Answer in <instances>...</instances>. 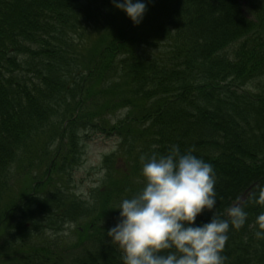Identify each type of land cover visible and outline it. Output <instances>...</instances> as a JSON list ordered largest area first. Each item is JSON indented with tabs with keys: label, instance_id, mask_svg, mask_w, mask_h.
Segmentation results:
<instances>
[{
	"label": "trees",
	"instance_id": "trees-1",
	"mask_svg": "<svg viewBox=\"0 0 264 264\" xmlns=\"http://www.w3.org/2000/svg\"><path fill=\"white\" fill-rule=\"evenodd\" d=\"M145 2L134 26L111 0H0V264H123L112 208L145 186L141 156L173 145L215 171L195 225L247 214L224 264H264V0ZM89 131L119 144L87 200L69 180ZM32 167L42 176L14 193Z\"/></svg>",
	"mask_w": 264,
	"mask_h": 264
},
{
	"label": "clouds",
	"instance_id": "clouds-1",
	"mask_svg": "<svg viewBox=\"0 0 264 264\" xmlns=\"http://www.w3.org/2000/svg\"><path fill=\"white\" fill-rule=\"evenodd\" d=\"M111 3L134 26L147 11L145 0ZM140 159L145 186L112 208L119 209V216L107 230L110 241L122 251L123 264H224L221 252L230 224L238 229L247 214L233 206L230 220L217 218L213 212L208 222L194 224L198 214L216 206L213 166L190 151L181 153L176 145L167 155Z\"/></svg>",
	"mask_w": 264,
	"mask_h": 264
},
{
	"label": "rangeland",
	"instance_id": "rangeland-1",
	"mask_svg": "<svg viewBox=\"0 0 264 264\" xmlns=\"http://www.w3.org/2000/svg\"><path fill=\"white\" fill-rule=\"evenodd\" d=\"M123 114H118V116ZM89 137L86 138L83 142H81V150H82V158L79 165L73 168L71 171V179L69 180V188H72L76 191L78 195L82 196V199H87L89 197V192L91 188L96 187L99 184V179L103 174V157L110 156L111 154H115L118 151V138L116 136H103L101 134H96L89 131ZM114 157L117 156L113 155ZM117 170L120 171L125 169L121 160L115 158ZM26 161L21 162L22 168L24 167ZM39 170L38 168L32 167V169H26L27 172L20 173L21 168L16 169L14 171V177L12 180L13 183V191L14 193H18L19 191H28L31 190V185L35 182L33 181L35 177H41L44 171V167ZM39 180V179H38ZM95 198L93 202H95ZM92 202V201H90ZM110 216V215H108ZM77 224V223H75ZM64 228H68L64 230L65 235L62 236L63 233H60L61 236H57L59 244L70 245L69 241L75 242L76 235L74 233V224L70 226L64 225ZM77 228V227H76ZM50 233V232H49ZM48 234V233H46ZM51 238V239H56ZM57 240V239H56ZM56 242V241H55ZM90 241H85L84 245H88ZM64 254H68L66 251Z\"/></svg>",
	"mask_w": 264,
	"mask_h": 264
}]
</instances>
